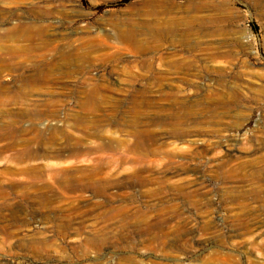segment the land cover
I'll use <instances>...</instances> for the list:
<instances>
[{
    "label": "rangeland",
    "instance_id": "obj_1",
    "mask_svg": "<svg viewBox=\"0 0 264 264\" xmlns=\"http://www.w3.org/2000/svg\"><path fill=\"white\" fill-rule=\"evenodd\" d=\"M0 264H264V0H0Z\"/></svg>",
    "mask_w": 264,
    "mask_h": 264
},
{
    "label": "bare ground",
    "instance_id": "obj_2",
    "mask_svg": "<svg viewBox=\"0 0 264 264\" xmlns=\"http://www.w3.org/2000/svg\"><path fill=\"white\" fill-rule=\"evenodd\" d=\"M24 32L25 33V30H22V29H19L18 30V32ZM17 32V33H18ZM43 34H44V30L43 29H41V30H39L37 33H35V34H23V35H25L26 37H28V39H33V38H35V37H38V38H40V37H42L43 36ZM43 38V37H42ZM68 38H70V37H68ZM70 41V40H69ZM73 42V41H72ZM64 44V43H63ZM70 44V43H69ZM74 46V45H73ZM65 47V46H64ZM71 47V46H70ZM62 51H63V49H61ZM71 51H74V50H71ZM70 51V52H71ZM77 51V50H76ZM22 52V51H21ZM66 52V51H65ZM65 52H64V55H65ZM69 53V52H68ZM72 53V52H71ZM74 53V52H73ZM72 53V54H73ZM68 55H70V54H68ZM62 56V55H61ZM72 56H74V55H72ZM27 57V56H26ZM63 57V56H62ZM70 57V56H69ZM67 58V57H66ZM64 59V60H67V59ZM75 58V57H74ZM69 59V58H68ZM6 68V67H5ZM3 70V69H2ZM43 76H45V74L43 73V72H40V73H38L37 75H36V77L38 78V79H40V81H42V82H45V81H47V77L45 76V77H43ZM35 77V78H36ZM34 78V79H35ZM29 79V78H28ZM33 80V79H32ZM32 82V81H31ZM44 84H46V83H44ZM41 86H43V85H41ZM23 91V90H22ZM26 93V92H25ZM31 93V92H30ZM7 96V95H6Z\"/></svg>",
    "mask_w": 264,
    "mask_h": 264
}]
</instances>
